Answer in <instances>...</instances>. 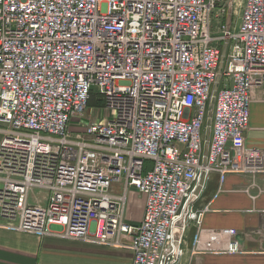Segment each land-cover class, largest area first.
Listing matches in <instances>:
<instances>
[{"label":"built area","instance_id":"built-area-1","mask_svg":"<svg viewBox=\"0 0 264 264\" xmlns=\"http://www.w3.org/2000/svg\"><path fill=\"white\" fill-rule=\"evenodd\" d=\"M243 3L233 28L236 0H0L7 227L114 246L130 236L132 264H179L208 210L193 209L201 176L264 174V151L245 146L255 89L264 101V0ZM93 99L108 118L73 133ZM122 179L145 197L138 225L111 193Z\"/></svg>","mask_w":264,"mask_h":264},{"label":"crops","instance_id":"crops-1","mask_svg":"<svg viewBox=\"0 0 264 264\" xmlns=\"http://www.w3.org/2000/svg\"><path fill=\"white\" fill-rule=\"evenodd\" d=\"M230 16L229 11L227 22ZM262 98L263 91L255 89L245 132L247 149L264 151ZM111 193L126 195L124 220L131 225L140 224L145 197L128 187L125 179L115 182ZM193 209L208 210L200 228L195 222L189 224L184 240L185 255L179 264H264V233L261 231L264 174H229L222 182L219 173H211ZM231 242L239 244L238 251L228 250ZM120 244L101 245L22 233L7 227V221L0 218V264H132V237H122ZM196 246L199 251L193 254Z\"/></svg>","mask_w":264,"mask_h":264},{"label":"rangeland","instance_id":"rangeland-1","mask_svg":"<svg viewBox=\"0 0 264 264\" xmlns=\"http://www.w3.org/2000/svg\"><path fill=\"white\" fill-rule=\"evenodd\" d=\"M243 0H236V5L235 9H232L231 16H230V21L232 22L233 28H237L240 24L241 16L243 13ZM235 11V12H233ZM226 20V19H225ZM212 33L214 36H219L220 33L218 32V27H220L218 20L213 16L212 17ZM220 65V63H219ZM93 104L87 111V113L84 116V119L81 121H75L72 123L71 126V131L73 133H83L85 131V127L87 123L90 122H103L104 119L108 118L109 113L101 109L98 105L97 102L93 99L92 100ZM210 126V125H209ZM151 165V163H148ZM2 187V184H0V188ZM46 198V192L42 190H35L32 191L30 194V199L32 202H37L39 200H45Z\"/></svg>","mask_w":264,"mask_h":264},{"label":"water","instance_id":"water-1","mask_svg":"<svg viewBox=\"0 0 264 264\" xmlns=\"http://www.w3.org/2000/svg\"><path fill=\"white\" fill-rule=\"evenodd\" d=\"M227 46H228V42L225 43V46L222 50V56H221V60H220V65H219V69H218V76H217V80H216V83L214 85V91L217 92L218 89H219V84H220V80H221V73H222V69L224 67V63H225V58H226V54H227ZM206 176L205 174H203L201 176V179H200V182H199V185L197 187V190H196V195L199 196L204 184H205V181H206Z\"/></svg>","mask_w":264,"mask_h":264},{"label":"trees","instance_id":"trees-1","mask_svg":"<svg viewBox=\"0 0 264 264\" xmlns=\"http://www.w3.org/2000/svg\"><path fill=\"white\" fill-rule=\"evenodd\" d=\"M93 102H91V106H92Z\"/></svg>","mask_w":264,"mask_h":264}]
</instances>
